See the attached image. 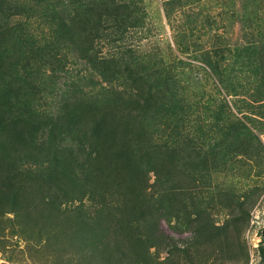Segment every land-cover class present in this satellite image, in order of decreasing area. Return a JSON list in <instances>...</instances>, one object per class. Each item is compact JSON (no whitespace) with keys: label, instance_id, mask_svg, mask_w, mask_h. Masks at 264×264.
Listing matches in <instances>:
<instances>
[{"label":"rangeland","instance_id":"rangeland-1","mask_svg":"<svg viewBox=\"0 0 264 264\" xmlns=\"http://www.w3.org/2000/svg\"><path fill=\"white\" fill-rule=\"evenodd\" d=\"M56 1L64 17L74 13L75 8L83 12L85 7L74 4L75 0ZM127 2L133 7L130 17L121 22L127 27L120 42L123 61L136 68L133 74L137 76L144 67L141 75L145 77V95L156 82L161 86L151 89H157V96L142 113L133 104H125L130 100L110 101L102 104L99 111L111 114L127 106L130 115L141 122L138 127L153 134L154 146L144 152V170L130 183L133 194L141 190L142 197L150 202L159 194L164 197V191L171 190V194L163 207L169 208L167 219L159 223L165 239L151 249L145 247L144 252L140 249V256L126 259L131 264H259L258 246L264 232V0ZM25 27L29 36L26 51L22 55L17 52L18 72L28 61L37 69L45 68L41 61L29 57L34 53L31 45L36 51H45L57 71L50 87L40 84L42 89L36 88L30 95L33 101H27L30 107L35 102L44 104L39 108L46 114L58 112L63 90L73 79L81 78L86 71H90L89 77L97 75L96 58L105 59L101 65H106L110 53L118 52V42L109 44L103 40L85 54L77 45V37L73 41L62 32L54 34L57 26L52 21L41 25L38 18L32 26ZM16 34L14 31L8 40L14 41ZM145 55L147 59L142 60ZM168 66L174 68L176 94L183 93L186 109L174 106L172 90L161 92L165 84L170 87L164 83ZM96 78L101 79L99 75ZM122 78L128 80V73ZM94 81L84 79L86 90H99L98 85L91 87ZM20 84L26 85L22 80ZM232 122L237 129H230ZM137 139L138 134L132 135V144L138 143ZM187 150L191 153L186 156ZM169 157L177 159L171 158L170 162ZM168 173L173 176L169 181ZM143 178L145 186L139 187ZM44 196L49 197V192L33 190L28 199L41 201ZM30 210L35 213V209ZM19 216L14 211L2 214L0 264H88L81 249L83 246L92 250L89 237L81 238V246L76 248L66 243L59 255L54 247L44 246L46 234L38 237L34 233L30 240L21 235L19 226L24 227L26 220L18 221ZM129 226L124 241L129 236L133 238L134 233L148 235V228L138 220ZM114 232L116 229L108 234Z\"/></svg>","mask_w":264,"mask_h":264},{"label":"trees","instance_id":"trees-1","mask_svg":"<svg viewBox=\"0 0 264 264\" xmlns=\"http://www.w3.org/2000/svg\"><path fill=\"white\" fill-rule=\"evenodd\" d=\"M74 4L85 6L83 12L75 8L74 13L64 17L56 0H0V222H4L2 214L14 211L20 214L18 221L26 220L21 222L24 227L19 226L21 235L30 240L34 233L38 237L46 234L44 246L54 247L59 255L66 243L76 248L81 238L89 237L92 250L83 246L81 249L88 264H102L101 260L103 264H131L126 258L140 256L145 247L151 249L165 239L159 231V223L167 219L169 208L163 207L171 190L164 191V197L162 194L154 196V202L142 197L141 190L133 194L130 183L144 170V152L148 147L153 148V134L138 127L141 122L130 115L129 107L111 114L100 112L99 107L110 101L130 100L132 102L125 101V104H133L142 113L157 96V89L155 92L151 89L161 85L157 82L151 85L150 93L145 95L142 85L145 77L141 75L145 73L144 67L137 76L133 74L136 68L123 61L120 42L127 27L125 29L121 22L126 16L130 17L132 4L127 0H75ZM38 18L41 25L52 21L57 26L54 34L62 32L73 41L77 37V45L85 54L103 40L109 44L119 43L115 47L118 52L110 53L106 65H101V60L105 59L95 57L97 68L95 66L94 70L101 79L95 74L89 77L90 71L73 79L63 90V102L55 114H46L39 108L44 104L35 102L30 107L27 103L29 99L33 101L30 95L35 94L36 88L40 91L43 84L47 88L56 80V68L52 67L51 58H46L45 51H36L31 45L34 53L29 56L41 61L45 68L37 69L28 61L18 72L17 52L22 55L26 51L24 46L29 36L25 26H32ZM14 31L18 34L10 42L8 36ZM87 35L89 38L84 39ZM141 58L146 60L147 55ZM167 68L170 69L164 70V83L170 87L165 84L161 92L172 90L174 106L186 109L183 93L176 94L178 80L174 68ZM125 73L131 82L122 78ZM117 75L121 77H115ZM85 78L95 80L91 87L98 85L99 90H86ZM20 80L27 86L20 84ZM237 126L232 122L230 129ZM237 132L235 130L234 135ZM135 134H138V143L132 144ZM189 151L185 152L186 156ZM196 155L194 153V157ZM171 158L177 159L169 157L170 162ZM186 164L189 165L187 161ZM157 173L160 176L159 170ZM169 176L173 178L168 173V181ZM119 177L123 179L118 180ZM145 182L143 178L139 187L145 186ZM33 190L49 192V197L32 201L28 194ZM131 203L134 205L129 206ZM30 208L35 209V213ZM39 212L43 216L39 217ZM135 220L148 228V235L134 233L133 238L128 235L130 238L124 241V232ZM112 229L116 232L108 234ZM140 249L142 253H138ZM258 251L259 264H264V233H261ZM117 258L121 260L118 262Z\"/></svg>","mask_w":264,"mask_h":264},{"label":"water","instance_id":"water-1","mask_svg":"<svg viewBox=\"0 0 264 264\" xmlns=\"http://www.w3.org/2000/svg\"><path fill=\"white\" fill-rule=\"evenodd\" d=\"M264 233V232H263Z\"/></svg>","mask_w":264,"mask_h":264}]
</instances>
